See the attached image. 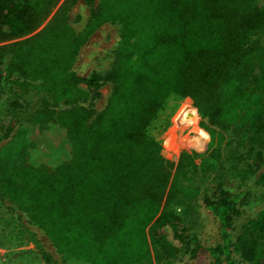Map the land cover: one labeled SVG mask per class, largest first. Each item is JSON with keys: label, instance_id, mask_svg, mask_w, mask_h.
Here are the masks:
<instances>
[{"label": "trees", "instance_id": "obj_1", "mask_svg": "<svg viewBox=\"0 0 264 264\" xmlns=\"http://www.w3.org/2000/svg\"><path fill=\"white\" fill-rule=\"evenodd\" d=\"M60 1L0 0V45L25 38L0 46V95L11 76L21 94H43L26 123L63 136L47 155H0V201L45 233L62 264H151L148 227L157 261L195 264L205 253L209 264H264V209L243 220L245 181L264 193V0H100L80 34L66 16L76 0H64L30 36ZM105 23L120 29L110 68L76 75L80 48ZM106 84L110 96L95 113ZM182 99L207 125L165 153L203 152L209 142L204 155L183 151L174 164L148 129L170 100ZM178 115L169 150L185 130ZM0 130V140L11 131ZM223 132L241 150L230 155L236 188L224 182ZM189 173L205 186L180 197ZM195 199L215 223L213 244L183 218Z\"/></svg>", "mask_w": 264, "mask_h": 264}, {"label": "rangeland", "instance_id": "obj_2", "mask_svg": "<svg viewBox=\"0 0 264 264\" xmlns=\"http://www.w3.org/2000/svg\"><path fill=\"white\" fill-rule=\"evenodd\" d=\"M63 1H60L53 13L30 36L37 34L47 26ZM99 1L93 0V5L88 6L82 0H76L70 6L66 12V16L69 26L76 34H80L85 29L90 19L91 10L97 6ZM119 36L120 29L116 23H105L98 27L80 48L72 67L73 72L81 77H88L92 72L103 76L112 64L113 52L117 48ZM24 39L4 44L18 43ZM15 80L16 77L11 76L1 86L0 126H2L3 131L7 128L11 131L6 139L0 140V155L5 158H15L23 153L32 156L50 154L56 147L55 143L60 142L63 136L56 129H52V127L48 128L49 130H39L35 126L26 123L27 119L39 107L43 94L35 92L21 94L15 84ZM110 93L111 86L109 84L104 85L100 89V98L92 103L95 113H99L104 109ZM15 100L20 105L19 108L11 106ZM187 100L189 99H182L178 102L170 100L159 119L148 129V133L161 144L163 157L174 164L178 162L179 155L183 151L194 152L198 156L204 155L209 142L208 137L206 149L203 152H197L192 149H181L176 156L172 154L179 150V147L186 141L187 136L196 124L200 129H202L201 125H207L206 119H202L195 109L186 103ZM63 108L65 107L61 104L56 107L57 110ZM180 108L181 110H179ZM177 114H183L182 119L185 130L177 133L178 138L176 136L173 149L169 150L167 148L169 144L166 137L173 126V120ZM165 123H167V127L164 129ZM48 126L50 127V125ZM215 131H218V129H215ZM1 135H3L2 130H0V137ZM223 135L225 142L222 143L221 149L223 150L224 182L227 186L236 188L241 184V180L234 176L236 172L234 167L237 166L234 160L235 154L233 158L230 157L231 152H234L235 148L229 143V138L224 132ZM168 147L171 146L169 145ZM164 148L172 153H165ZM235 151L241 150L237 149ZM197 162L198 160H196ZM189 175L191 176L190 182L183 178L179 180V185L183 188V192L179 194L180 197L185 195L184 192L189 191L197 185L199 189H203L205 186V184H198L199 173H189ZM244 187L249 189L251 194L245 210V216L243 217V220H247L255 217L257 213L264 209V193L253 185V181H245ZM183 199L185 200V198ZM191 206H193V210L183 215L190 233L200 235V238L208 241L210 244L215 243L216 227L213 219L199 206L198 199H195L194 203H191ZM146 232L150 244L151 264H181L180 256L174 260L157 261L155 256L156 250L150 239L151 233L149 227ZM42 253L49 255L51 264H62L61 256L56 252L45 233L31 224L25 213L0 201V264H46L42 258ZM195 264H209L206 254L200 253Z\"/></svg>", "mask_w": 264, "mask_h": 264}]
</instances>
